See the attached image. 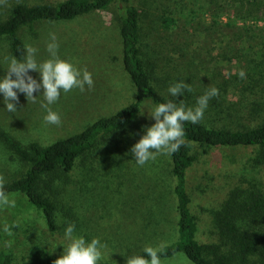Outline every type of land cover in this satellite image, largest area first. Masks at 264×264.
I'll use <instances>...</instances> for the list:
<instances>
[{
  "label": "rangeland",
  "instance_id": "1",
  "mask_svg": "<svg viewBox=\"0 0 264 264\" xmlns=\"http://www.w3.org/2000/svg\"><path fill=\"white\" fill-rule=\"evenodd\" d=\"M134 2L141 12L142 57L148 62L153 75L155 73L156 82L164 86L166 94L170 95V85L178 82L190 84L193 75V88L203 91V81L209 85L212 83V78L206 75L209 70H216L217 80L229 78L230 68L236 63V59L230 60L233 56L230 50L236 42L230 41V36L226 34V30H230V26L226 25L230 2ZM243 10L246 11L245 8ZM169 11L177 22L173 28L166 29L161 17ZM117 12L118 8L114 5L109 10H99L73 21L36 23L38 31L35 34L25 29L21 36L23 49L26 45L37 48L35 55L38 63L51 58L46 45L51 42L50 34L54 33L59 44V58L71 62L80 70L87 69L92 74L94 86L91 90L86 87L84 92L75 88L69 93L61 91L60 99L50 106L60 115V126L47 125L43 120L46 112L40 105L42 88L34 93L38 95L36 103L28 102L24 94L18 93L19 103L15 113L6 110L3 95L0 94V126L24 143L39 140L48 144L79 132L99 117L111 115L133 102L137 92L123 66ZM259 23L264 24V21ZM250 41L245 44V50L249 52L247 61L256 59L259 48L264 51V33L255 31ZM23 55H14L7 39L0 41V79L6 74L11 59L22 61ZM29 74L40 81L39 72L30 71ZM203 94H194L187 99L183 94L174 97V102L182 101L186 108H194L197 98ZM224 98L230 101V95L226 93ZM150 107L151 103L143 108L144 115H141L135 129L133 126L124 133L102 138L96 149L87 153L85 158H79L70 173L60 171L54 174L55 179L45 189L58 203L57 231L49 230L42 213L23 194H9L16 200V206L0 209V252L11 255L10 264H29L30 252L35 246L45 248L56 258L61 256L63 245L68 243L64 230L69 223L75 224L76 236H83L88 242L94 237L99 238L107 245L102 249L101 264H124L127 258L143 251L145 246L161 249L179 240L180 214L171 156L158 155L155 161L150 160L141 167L130 151L132 145L145 134L146 128L155 123L154 118L147 114ZM236 117L227 112L209 117L204 115L205 120L210 122L228 124H236ZM253 121L250 116L244 115L242 124H254L257 119ZM200 151L203 152V147ZM254 152V147L209 148L208 154H203L191 169L188 184L192 201L189 207L197 218L198 241H217L213 210L218 208L235 184L258 173L251 166L248 171L245 170ZM26 167L27 164L0 143V176L5 182L17 178ZM5 225L9 226L12 236L5 234ZM8 240L12 241L10 247L5 243ZM160 259L161 264H195L183 251Z\"/></svg>",
  "mask_w": 264,
  "mask_h": 264
},
{
  "label": "trees",
  "instance_id": "2",
  "mask_svg": "<svg viewBox=\"0 0 264 264\" xmlns=\"http://www.w3.org/2000/svg\"><path fill=\"white\" fill-rule=\"evenodd\" d=\"M227 1L230 2V14L226 25L230 26V30H226V34L230 36V41L236 42L230 50L233 55L230 60L236 59L230 68V76L226 79L224 77L222 81L217 80L216 70H209L206 75L216 80L215 83L211 80L209 85L203 81V91H196L193 88V75L190 85L194 91L185 90L183 94L185 98H191L194 94L200 95L216 87L219 96L210 100L204 115L209 117L227 112L231 116L237 115L236 124L210 122L204 117L196 124L184 123L187 146H182L178 152L170 155L180 214L179 240L161 248L160 258L183 251L195 264H264V51L259 48L256 59L249 62L246 60L249 52L245 50V44L251 40L255 31L264 33V24L259 23L264 21V0ZM114 5L118 8L123 66L136 87V99L111 115L99 117L81 131L48 144L39 140L24 143L0 126V143L27 164L21 175L5 182V191L8 195L23 194L39 209L52 232L59 229L58 203L45 187H50L55 179L54 174L60 171L70 173L79 158H85L87 153L96 149L102 138L124 133L133 126L135 129L141 117L140 109L144 111L147 104L154 106L175 100L163 91L162 84L156 82L155 73L153 75L148 62L142 57L141 12L134 0H59L35 3L8 0L6 7L0 6V41L7 39L11 52L21 56L24 52L21 36L25 29L35 34L38 31L36 23L73 21L99 10H109ZM161 18L166 29L176 25L177 20L170 11ZM241 69L246 73L244 79L237 75ZM225 93L230 95L229 102L224 98ZM244 115L254 121L257 119V122L242 124ZM221 146L254 147L255 152L248 159L245 170L248 171L251 166L258 173L252 177L254 179L243 178L228 190L225 199L213 210L217 241L204 243L196 238L198 222L189 207L192 197L188 177L200 157L208 154L209 148ZM202 147L203 152L200 151ZM135 255L145 254L140 251ZM55 259L45 248L35 246L31 249L29 264H53ZM11 262V255L0 252V264Z\"/></svg>",
  "mask_w": 264,
  "mask_h": 264
},
{
  "label": "clouds",
  "instance_id": "3",
  "mask_svg": "<svg viewBox=\"0 0 264 264\" xmlns=\"http://www.w3.org/2000/svg\"><path fill=\"white\" fill-rule=\"evenodd\" d=\"M7 4L8 0H0V6L6 7ZM50 40L46 50L51 58L43 62H37L35 54L38 50L31 45L24 46L25 54L22 61L11 59L6 74L0 79V94L3 95L6 110L15 113L19 103L18 93L24 94L28 102L36 103L38 95L34 93L40 92L42 88L43 100L40 101V105L46 112L43 120L47 125L60 126L61 117L50 106L60 99L61 91L69 93L75 88L84 92L86 87L91 90L94 81L87 69L80 70L71 62L59 58V44L54 33L50 34ZM30 71L39 72L41 77L39 82L29 74ZM237 75L241 79L246 78L243 69ZM185 90L194 91L190 84L178 82L169 86L168 93L171 97H176ZM218 96L219 90L213 86L197 98L194 108H186L182 101L178 105L173 100L148 108L147 114L150 118H154L155 123L146 128L145 134L130 149L137 165L143 167L150 160L155 161L158 155L170 156L178 152L182 146H187L184 138V123H199L204 117L209 101ZM140 115H144L141 109ZM15 206L16 200L6 193L5 179L0 176V209ZM4 232L7 236L13 235L8 225L4 226ZM74 233L75 224L69 223L64 230V238L68 243L66 246L63 245V254L56 258L53 264H101L102 249L107 245L101 243L99 238L94 237L88 242L83 236H76ZM5 243L10 247L12 241L8 240ZM143 252L145 255H133L127 258L126 264H161L159 248L145 246Z\"/></svg>",
  "mask_w": 264,
  "mask_h": 264
}]
</instances>
